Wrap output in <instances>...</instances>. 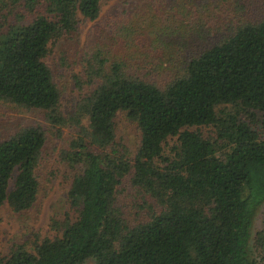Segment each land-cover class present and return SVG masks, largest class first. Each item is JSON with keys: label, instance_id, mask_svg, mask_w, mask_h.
<instances>
[{"label": "trees", "instance_id": "1", "mask_svg": "<svg viewBox=\"0 0 264 264\" xmlns=\"http://www.w3.org/2000/svg\"><path fill=\"white\" fill-rule=\"evenodd\" d=\"M103 1L0 0V104L38 109L43 120L0 138V204L14 211L32 204L50 150L44 123L57 135L66 130L56 159L79 167L66 190L74 218L52 219L56 234L31 249L16 244L0 264H261L247 242L264 206V137L251 125L264 128V8L229 0L236 13L226 28L215 27V39L197 29L205 42L172 72L154 62V42H140V25L122 11L112 20L116 50L104 45L83 56L80 72L69 69L77 96L66 109L49 48L73 38ZM117 111L139 133L131 150L116 135ZM126 192L140 195L139 211L146 207L132 223ZM253 241L264 250V225Z\"/></svg>", "mask_w": 264, "mask_h": 264}, {"label": "rangeland", "instance_id": "2", "mask_svg": "<svg viewBox=\"0 0 264 264\" xmlns=\"http://www.w3.org/2000/svg\"><path fill=\"white\" fill-rule=\"evenodd\" d=\"M244 0H238L242 2ZM181 0H105L101 3L100 12L94 19H81L76 26L73 38L61 36L54 45L50 46L47 59L54 74H63L61 83L64 87L62 98L66 109H70L77 96V90L69 75V69L75 72L80 70V61L84 55L107 45L113 51L111 30L113 19H118L122 11L130 18L132 25H140L137 29L139 41L145 43L153 41L149 51L154 62L160 63L167 72L179 68L180 56L192 51L195 46L203 44L205 39H198L197 29L210 30L214 34L226 28L224 20L236 13L232 1L225 0H190L180 3ZM193 3L200 8L194 9ZM181 5L177 7L176 5ZM202 4V5H200ZM260 8H264V0H256ZM166 25H172L174 32L167 36ZM208 35V34H207ZM162 41L163 43H159ZM181 65V63H180ZM80 72V71H79ZM229 105H226L228 107ZM260 113L256 112L255 118ZM34 120L43 121L42 113L38 109L23 110L11 104H0V138L21 123H30ZM114 127L127 149H133L138 143L139 133L135 125L123 111L114 115ZM47 129V147L49 155L37 168V190L32 204L25 210L14 211L3 202L0 204V255L7 253L16 244H22L31 249L34 240L43 236H53L56 230L50 227L52 219L61 220L66 214L71 219L75 212L66 202V190L73 173L79 170L77 166H70L56 159L53 147L63 144L66 130L60 135ZM264 137V128L260 123L251 124ZM200 130L207 134H214L211 126H200ZM122 197L125 217L130 223L137 220L140 214L145 213L146 207L137 209L140 195L128 194ZM264 225V206L260 205L252 218L250 236L247 242L252 257L264 264V250L254 244L253 236L256 230Z\"/></svg>", "mask_w": 264, "mask_h": 264}]
</instances>
